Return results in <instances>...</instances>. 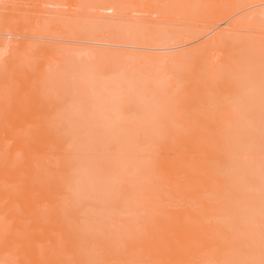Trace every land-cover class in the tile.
I'll list each match as a JSON object with an SVG mask.
<instances>
[{"label":"rangeland","instance_id":"obj_1","mask_svg":"<svg viewBox=\"0 0 264 264\" xmlns=\"http://www.w3.org/2000/svg\"><path fill=\"white\" fill-rule=\"evenodd\" d=\"M126 1L125 0H29V1L28 0H0V21H2L0 22L2 24V25L0 24V27H1L0 30L2 31V32L0 31V34L2 33L1 35L3 36L2 37L0 35V44L2 45V46L0 45V47H3L4 50L6 49L5 46H8V45L14 47L13 50H11L12 48L8 46L5 52H2V53L0 52L1 53L0 56L2 55L0 58V67L2 68L6 67L9 64V66H7L9 69L6 68L7 73L6 72L3 73L2 70L0 72V75L4 74V77L2 75L0 76V206L1 207L3 206L2 212L3 214L5 213L4 215H6V216L4 215L3 216L4 218L6 217V219L8 220V224L0 229V234L2 235L5 234L4 235L5 243L3 242V244H6L7 246L6 248H8V254L12 253V251H15L16 249L18 250L17 255L18 257L20 256L21 257L20 259L16 257V262H17L16 264H63L64 260L66 259L68 260V258L71 256L72 253L77 252V251L81 253V250L83 251L84 249H86L93 242L94 239L103 241V239H106L108 237V233H107L108 231H107V228H106L107 226L105 222H93L92 223L93 225H91L87 229L85 234L83 235L78 234V231H79L78 225L84 213L78 212L77 210L80 209L81 206H85V208L87 209H96L102 204V201L98 198L87 197V199H84L83 201L79 202V204H74V202H72L71 200L67 198L66 191L64 190V187H63V184L68 176V174L65 171L70 170L72 167V163H73V156L70 153L71 151L73 152V150L71 149L74 144L71 146V148H69L70 145H68V149L71 150V151L69 150L70 153L66 151V144L68 142L71 143V142H75L78 140H79L78 142H80V140H84L88 133L81 134L80 131L81 132L82 130L85 131V129L105 130L109 126L108 125L104 127L105 123L115 118H116L115 122H113L114 121L113 120L111 121L112 123H109V124L116 123L117 126L113 125L111 127H108L107 129L111 128L112 130L115 127L120 128L121 125H123L125 128L126 127L130 128L128 127L130 126V124H127L126 121L124 122L123 118L120 117V116H123L124 114L126 115V113L123 114L122 112H124V110H128L129 107H131L132 105H135L132 103V101L134 102L136 101L137 102L136 104H138L139 107L142 106L144 102L143 105L145 107L144 106L141 107V109L143 108V112L138 109L139 111L142 112V113L140 112L141 115H139L138 113H135V111L137 110V106H132L131 111L130 112L127 111L129 112L128 114L132 112L131 116L132 114L133 116L136 115V119L132 117L134 121L139 119L138 121L139 127H137V125L135 126L134 123H137V121H135L134 123H132L134 125L133 126L131 125V129L132 128L133 129H136V128L153 129L154 128V129L159 130L161 128L159 131V138L157 139L156 144L150 146V149L148 150L147 154L148 155L157 154L158 156L162 158H165L166 156H172L174 155V151H172V149L167 147L165 144L168 141L175 140V139L171 138L169 134L165 133L164 129L168 130L167 129L168 125L167 127L163 126L161 123L163 122L162 119L158 121L157 123H155L156 119L159 120L160 117L162 118L161 115L164 114L163 111L165 109L167 110V108L170 109V112H173V113H170V117L172 115L173 119L175 117H179L181 118L180 120H185L183 119V117H181V115L184 114L186 116L185 112L187 111H188L187 112L188 114H191L190 117L192 116L195 117L199 111L204 109V108L201 109V107H205L203 105L194 103V99L196 98V94L198 90L199 89L206 90L215 85V82L212 79L207 78L206 81L203 80V83L193 91L191 89H187L186 86L189 83L188 84L185 83L183 85L179 84L177 85L178 87L176 86V88L173 89L175 87V84H177L178 80L180 79L179 77L182 73L181 66L184 65V64L181 65L180 63V66H178L177 61L179 60V58L185 56L183 54L185 53V51H187V48L190 49V45L193 47V45L197 43H202L201 41L206 40L207 35L210 37L211 35L214 34L216 30L218 31L220 30V28H223V27H227L230 32H233L239 35H244L252 39L255 37L259 39L260 37H263L262 40L264 41V12L262 14V11H264V0H261L262 3H259L260 0H257V4L255 3L256 0L255 1L249 0L250 4H252L253 2L255 3V4L253 3L252 5H249L248 1H247L248 4L245 5L246 0H243L241 2H239L240 0H237L238 6L235 3V0H228V2L227 0L225 1L212 0V1H209L211 2L210 3L211 5L208 4V6L206 5V3L208 2L206 0L205 1L202 0V2L200 1L201 3L199 2V0H182L183 4H185L186 2H189V3H192L193 5L194 3L195 5L197 4L198 5L194 7L193 11L191 10V7L189 6L190 9L188 8L187 12H189L190 10L191 11L188 14L185 10L186 8L185 5L187 4L186 3L184 5L185 8L182 6L184 9L182 8L181 11L179 10L177 12L181 14L180 16L176 14V12L174 11V8L170 10L166 9L168 13L165 11L164 8H162V10L159 9L158 6L160 5L159 3L161 0H155V1L154 0H140V2L137 0H130L128 2ZM146 1H149V4ZM151 1H153L154 3ZM197 1L199 3H197ZM203 1L204 3L206 2L205 4H203L204 6L202 5ZM219 1L223 5L224 4L226 5L225 6H223L222 4L220 5ZM229 2L230 4L228 6ZM240 3H243V4H240ZM153 5L155 9L152 8ZM216 5H218V8H216L218 12L217 14L214 12V16H213L212 13L214 10L216 11L215 9ZM242 5L246 6L245 11L243 8L244 6ZM221 6L223 7L221 8ZM236 8H238L239 10L238 12H236ZM199 9H200V12H199ZM241 9L243 11H241ZM163 10L166 12V14L164 13ZM219 12H224V13L226 12V14L229 12L228 14L229 17L227 15L228 18L226 17V19L220 21L221 23H217V25L215 26L216 23H214V18L218 15ZM231 13L233 14L232 15L233 17L230 16ZM2 16H5V17L2 18ZM147 19H149L148 22H147ZM152 19H153V22L151 21ZM209 20H212V21H209ZM133 21H135V23L136 22L137 23L142 22L143 24L147 23L148 30L149 29L152 30L153 23H155L154 24L155 28L157 24L156 33L162 34V38L163 37L164 38L162 39L159 34L160 36L159 38H157V36L156 37L153 36L154 38L152 40H156V41H150V39L147 36H149V34L153 35V33L151 32L147 33V28H146L147 26L144 27L142 24L141 25L143 27L139 29L140 28L139 26L141 25L137 23L134 24ZM201 21L202 22L204 21L203 25ZM78 22L79 23L82 22V23L79 25ZM150 22L152 24H150ZM6 23H10V25H7ZM209 23L211 24L213 23L212 24L213 30L210 26L211 24L209 25ZM98 24H100V27L101 25L102 27H104L103 30L105 29L100 38H97V37L101 35L100 32L102 30H100V32L98 31L99 33H97V31L95 30ZM205 24L208 25L207 26L208 28L205 26ZM105 25L109 27H106ZM160 25L162 26V28L164 26L171 27L174 25L175 26L174 28H176L177 31L182 30V32L184 31V28H185V31H187V33H189L188 31L193 29L195 26L196 27L198 26L199 28L202 27L201 28L202 30L203 29L207 30V33L203 32L206 35H202V36L201 34L200 35L198 34L197 39L196 37L195 39L193 37L192 40L188 42L189 36L186 35V33L184 32V35L182 34L183 35L182 39L179 41H185V40L186 41L185 43L184 42L180 43L178 42V40L174 39V37L176 36L175 34H177L176 29L173 30L175 32L174 34L171 28H168L169 31L171 32V35H170L171 38L168 41L169 34L164 33L168 29L166 30L164 27L163 28L164 31H163ZM112 26H113V29H112ZM135 26H138V29ZM209 26L211 29L209 28ZM181 27L183 29H180ZM75 28L77 29V33L75 32L73 33V31H76ZM115 28L118 31H116ZM124 29L125 31L121 33V31H123ZM135 29H137L136 32L140 30V32L142 33L141 35L143 36H145V32L141 30L145 29L144 31H146V35H147L146 39H143V37L141 38V35L138 34L139 32L137 33V35L141 39L145 40L146 42L148 41L147 44L146 42L144 43V41L140 43L138 42L139 40L134 41L135 37L137 39L139 38L137 35L136 36L134 35L135 37L132 36L133 37L132 39L130 35L136 32L134 33L132 32V34L129 32L135 31ZM160 29L162 30V32H160L161 31ZM56 30H59L60 32H57ZM95 31H96V34L94 33ZM112 31H116L115 34L114 32L112 33ZM107 32L109 33L111 32V35H109V33L107 34ZM119 32L122 36L124 34L126 35V36L125 35L123 36L124 39L121 37ZM7 33L8 34L11 33V35L12 34L13 35L12 36L10 34L7 35ZM208 33L211 35H209ZM116 34L117 36H114ZM165 34L166 36H164ZM5 35L7 37H4ZM15 35H17V38H15L16 37ZM103 35H105V37H103ZM119 36L122 38L123 41L126 40V42L123 43V45L124 44L125 45L124 46L122 45V47L120 44L123 41H121V43L118 44L117 43L119 42L118 40L116 43L113 40L114 38H117ZM184 36H186V38ZM85 37L88 39V42L85 41L87 40ZM178 37H175V38H178ZM96 38L98 40L102 39L103 42L104 40L108 39L110 41L111 39V43L113 42L114 44L113 43L111 44L110 42H109L110 44L108 42L106 43L104 42V44L100 43L102 44L100 46V44H98L99 41L96 40ZM89 39H90V42H89ZM129 39L133 42V45L130 44ZM165 39H166V42H165ZM9 40H11L10 42H14V43L11 45L10 44L7 45V43H10L8 42ZM128 41H129L128 46H126V43ZM134 43H137V44L139 43L140 45L136 44V46H134ZM142 43L146 45L143 46ZM149 43H152V46L154 43H156L154 44L155 47L154 46L150 47ZM157 43L159 47H156ZM162 43H164V45ZM76 44L77 45L81 44V45L77 46ZM82 44L83 45L85 44V45L83 46ZM167 44L168 46L169 45H172V46L167 47L166 46ZM86 45H88V47H91L92 49L86 48ZM91 45H94V47H96L95 50L93 49L94 47H92ZM162 45L164 48H162ZM81 46L82 48L79 49V47ZM104 46L105 48L101 49ZM73 47L74 49H79V50L74 51L73 49L72 51H69V49L71 50V48ZM117 47H120L121 49L122 48L123 49L121 50L119 48L117 51L116 49ZM8 49L10 50V52ZM67 49L69 52L66 51ZM82 49L84 50L82 51ZM90 49L93 50L92 52L95 51L96 54H94L95 52L92 53ZM138 49H139V52H138ZM173 49L177 51L175 52ZM99 50L101 51L98 52ZM136 50L137 52H135ZM140 50H142L144 53L141 52ZM155 50H157V53L155 55L153 54H150V55L152 57V61L154 59H157V62L154 60L156 66L158 64V67H156L157 68L156 70H158L156 75H154V73L156 72L155 68L148 70L145 68L146 66L144 67V63L142 62L143 60L150 59V61L147 64H149L148 65L149 69L152 68L153 66L151 67V65L154 61L153 62L151 61L150 55L148 58V54H149V51H151L152 53L154 51L155 53ZM166 51L167 53L165 54ZM87 52H88V57H86ZM140 52H141V61H138V59L140 58L139 56ZM146 52L148 53L147 58L145 54ZM178 52H181V53H179L178 55ZM126 53L129 55L130 58L128 57V55L127 56L125 55L126 58L125 56L121 57L123 54H126ZM132 53L133 54L137 53L138 56L135 57L136 54L135 56H133L131 55ZM83 54H84L83 56L84 59L82 60L79 59L81 58L79 56ZM120 54L121 56H119ZM160 54H161V59H159ZM167 54L170 56H168ZM212 54L213 56L215 55L216 57L222 56V55H219V52L217 53L216 51L213 52ZM103 55L104 57L101 58V56ZM171 55L176 56L175 62H174L175 58L173 60V57L171 58V60H167V56H168V59H170ZM260 55L261 54L259 50L258 56ZM68 56L69 58L72 57V59L71 58L69 59ZM73 56L75 57L74 59H73ZM93 56H95L96 59ZM98 56L100 58L97 59ZM164 56L166 58H164ZM177 56H179V58ZM261 57L257 59L258 66L260 64ZM110 58L112 59V61L110 60ZM115 58H118V59H115ZM131 58L133 59L130 60ZM126 59H129V60H126ZM79 60H81V62ZM103 60H105L104 61L105 64L104 62H102ZM164 60H165V63L163 62ZM122 61L124 62V65L129 66L131 64L132 66L130 65V67L134 66L133 67L134 71H132L133 68L132 70H130V67H129V70L125 73L124 69H126L128 66H125L124 68V65H122L123 63ZM83 62L86 65L90 64L91 67L89 69L92 71H88L89 69L85 70L87 67H85V64ZM100 62L103 63L104 65L100 64ZM111 62H113V64L108 66L109 68L107 67L108 68L107 69L106 65L107 64L109 65V63ZM136 64H138L137 66H140L139 64H142L143 66L141 65L139 69V67H136ZM94 65H96V67L93 68ZM97 65L98 66L102 65V66L98 67ZM168 66H170L172 69L169 67V70H168ZM79 69H81V72L79 71ZM83 69L85 71L84 76L86 77L82 79L83 77L82 74H84ZM166 69H167V72H166ZM178 69L180 71V73L178 74L180 75L177 77ZM135 70H137V72ZM138 70L141 73H139ZM153 70L155 72H153ZM170 70L172 73H170ZM151 71L153 72V75H151L152 74ZM160 71L161 73H158ZM183 72H184V69H183ZM86 73L92 77H89L90 79H88V76ZM127 73L128 74L131 73L130 75L133 77V79H135V77L136 79L132 80L131 78L127 77L128 75ZM142 73L144 75V80H143ZM166 73H167L168 79L165 81V83L168 81L167 82L168 84L163 83L164 81H158V79L161 80V76L164 77L165 79ZM125 74L127 75L125 76ZM133 74H135V77ZM146 74L148 75V77H151L152 79L154 78L155 81L157 80L159 82L158 84H160L161 82L163 83L162 87L159 85V87H161V91L165 89L164 93H162L163 97L159 89L156 91L157 89L156 86H155L156 88L155 90L152 89L154 88L153 86L149 87L153 83V81L150 80V78L146 80L145 78L147 76ZM205 74H206L205 77L215 76V74L212 75L210 74V71H207V70H205ZM79 75L82 77H79ZM43 76L45 77L46 82H45V79L44 80L42 79ZM138 76L139 78L141 77V80L138 78ZM2 77L5 80L2 79L3 80L2 81L1 80ZM51 77L52 79L50 80ZM85 78L87 79L85 80ZM7 79H9L8 82H6ZM175 79H178V80L175 81ZM88 80H90V83H91L89 85L85 83ZM120 80H122L121 83L117 82ZM143 83L145 84L143 85ZM147 84L149 85L146 88L145 85ZM168 85L170 86L171 89H173L174 92L171 89H169V91L171 90V92L169 93L166 92V88L168 87ZM180 86L184 90H180ZM150 89H151V93H153L151 98L152 97L155 98L156 96V98L157 99L159 98L158 100L161 101V97H162V101H164L163 103H165V101L166 103L159 105L160 101L158 100L156 101V99H153V98H152L153 103H151L150 102L151 98H149L151 93H149V95L147 94V97L145 96L147 91H149ZM77 90L78 91L80 90V91L78 92ZM67 92H71L70 95ZM133 92L138 95L140 94V96L134 97L133 96L134 94L133 95L131 94ZM143 92H145L144 96L142 94ZM172 92H173L172 98L165 100V98L171 97ZM82 95L83 96L85 95L86 98L83 97ZM132 96L133 98H135L134 100L132 99ZM174 98L176 100H174ZM147 99L148 100L150 99V101H148ZM93 100L94 102H92ZM87 101L89 102L86 103ZM176 102L177 104L181 103L182 106H180L181 104H178V105L180 108L185 107L184 108L185 111L184 109H178V106H177L176 108L178 112L177 113L174 112L175 110L173 111V109L175 107L174 104ZM155 103L157 104L159 103L158 104L159 107L154 106L156 105ZM216 107L220 108L221 106L215 105L214 108ZM82 108L84 109V111L81 110ZM132 108L135 111H132L133 110ZM154 109L155 111H153ZM161 109H163V111ZM169 109L167 110L168 112H169ZM179 110H182V111L179 112ZM196 110H197V113H196ZM88 111L90 113V116H89V113H86ZM149 111L150 113L154 114L155 116L153 117L154 119L151 117L150 118L147 117L150 114ZM100 112L104 114L100 115ZM202 112L204 114V110H202ZM85 113L86 115H83ZM215 114L213 112L211 113V115L209 114L210 118L212 120L214 119V122H215L214 125H216V122L218 123L219 118L221 117V115H219L217 111H215ZM67 115L69 117H66ZM71 115L73 116V118L68 119L72 117ZM80 115L81 117L84 116L85 118L84 117L81 118ZM142 116H144V119L142 118ZM79 117L82 119V121L85 119L86 120L84 122L82 121L79 122L81 120ZM64 118L70 120L71 124L68 125L69 127L74 128L75 126V129H76L75 137L80 136V137H77V139L74 141L70 140L72 139V135L74 133L68 132L66 128L67 125H65L64 123L65 121ZM163 118H164V115H163ZM216 118H218L217 121H216ZM140 119L141 121L143 120L144 122L147 121L149 125H146L147 123H143V121L141 125ZM173 119H172V122H170L171 125L173 124ZM88 120L89 122L87 123L86 121ZM176 120L179 124L180 120H178V118L177 119L175 118L174 119L175 123H177ZM205 120L206 122L208 121L210 122L208 117L205 118ZM91 121H95V122H91ZM165 122H166V119H165ZM195 122L196 121H194V124ZM90 123L92 124L90 125ZM100 123L101 124L103 123V124L101 125ZM118 123L120 124V126H118L119 125ZM175 123L173 124V127L176 126ZM180 123L182 125L181 127L185 128L183 127V121ZM79 124L81 125L84 124V125L79 126ZM186 124H187V121L186 123L184 122V125ZM194 124L190 122L189 129L184 131V133L182 134L187 135L189 133L188 132L189 130L191 131V130H194L195 128L197 129V127H200L202 125V124L201 125L200 124L194 125ZM210 124H213V123H210ZM72 125L74 126L72 127ZM87 126L88 127L93 126L92 127L93 129L91 127L88 128ZM202 126L205 127L204 124ZM193 127L195 128L193 129ZM169 128L171 129V126ZM178 128H180V126H178ZM182 128L178 130H181ZM173 129L177 130L175 128ZM101 133H98V134H101ZM140 136L142 137L143 135H140ZM98 137H100L102 141L105 142L104 141L105 139L103 138L107 136L106 134H102ZM109 144L103 143V146L106 147ZM111 144H114V143H111ZM110 147H112V145L107 146L108 149H110ZM92 150H93V146H92ZM92 150L89 148L88 151L83 152L85 154L83 153L82 154L84 155V157H86L85 155L89 157L95 153ZM74 152L76 153L78 151H74ZM79 154H80V151H79ZM162 178L166 180L169 178V175L164 174L162 175ZM59 201H63L62 206L61 207L59 206L60 208L58 207ZM115 204L118 205V202ZM166 211L167 209L164 206L159 205L155 207L154 209H152L151 214L157 215L159 217H163V216H167ZM7 216H10V217H7ZM181 220L186 222L185 227L190 229L188 232H185L184 234L187 236V240L189 241V244L187 245H189L190 248L194 247L193 249H196L195 244L200 234H206L209 231V228L205 227V231H204L205 233H203V231H201V233L200 231L199 232L192 231L193 230L192 226L195 225L196 220L190 218L188 215L186 216L184 213H179L172 219H168L167 223L172 225V224L178 223ZM108 225L112 226L113 224L110 223ZM178 240L179 239H174V241L171 240L172 242H167V241L158 242L157 251L160 254V258L158 260H151L150 264H183V260L185 259V255H186V254H183V252L186 253L185 250L188 249L189 251L190 248L186 246L185 247L186 249H183V252H182V250L180 249L182 248L181 242H179ZM94 242H99V241H94ZM177 242H179L178 247L181 246L179 248L180 249L179 252L176 250ZM107 245H109L107 242L99 243L100 248H105V246ZM92 253L94 254V256H99L100 254H102L101 250L99 249L92 251ZM189 259L190 258H188V260ZM188 263L185 261L184 264H188ZM190 264H193L192 258L190 259Z\"/></svg>","mask_w":264,"mask_h":264},{"label":"bare ground","instance_id":"obj_2","mask_svg":"<svg viewBox=\"0 0 264 264\" xmlns=\"http://www.w3.org/2000/svg\"><path fill=\"white\" fill-rule=\"evenodd\" d=\"M128 1H130V0H127L126 2H128ZM137 1L140 2V0H137ZM200 1L202 2V0H199V2ZM204 1H203L202 5L206 3V2L204 3ZM206 1H208L206 3L207 6H208V4L211 5L210 4L211 2H209V1H212V0H206ZM223 1H225V0H223ZM241 1H243V0H240L239 2H241ZM247 1H248L249 5H252L254 3L252 1L253 3L250 4L249 0H246L245 5L248 4ZM142 2H144V1H142ZM146 2L149 4V1H146ZM151 2H153V1H151ZM199 2L197 1V3H199ZM227 2H228V0H227ZM186 3L188 4V6ZM186 3H185L186 5L183 4L182 0H161L159 3L160 4L159 6H161V7L158 6V8L161 10H162V8H164L165 11H166V9L170 10V9L174 8V11L176 12V14H178L180 16L181 14H179L177 12L179 10L181 11L182 8L184 7V5L186 7V8L184 7L186 12H187V9L189 8V6L191 7V10L193 11L194 7L198 5V4L195 5V3H194V5L192 3H189V2H186ZM219 3H220V1H219ZM235 3L236 4L238 3L237 0H235ZM255 3L257 4V0ZM259 3H262L261 0ZM221 4L222 3H220V5ZM229 4H230V2L228 3V6H229ZM240 4H243V3H240ZM225 5L226 4H224L223 6H225ZM249 5H248V7H249ZM223 6H221V8ZM237 6H238V4H237ZM242 6H244V5H242ZM234 7H235V5H234ZM245 7L246 6L243 7L244 11L246 9ZM152 8L155 9L154 5ZM216 8H218V5H216L215 9ZM165 11H164V13L166 14L167 11L166 12ZM208 11H210V10H208ZM238 11H239L238 8H236V12H238ZM241 11H243V10L241 9ZM256 11H258V10H256ZM189 12H187V13L189 14ZM199 12H200V9H199ZM214 12L217 14L218 10L216 9V11L215 10L213 11V13H212L213 16H214ZM263 12L264 11H262V14H263ZM254 13H255V11H254ZM228 14H229V12L227 14H226V12L225 13L219 12L218 15L214 18V23H216L215 26L217 25V23H221L220 21L226 19ZM232 15L233 14L231 13L230 16L233 17ZM3 17H5V16H2V18ZM228 17H229V15H228ZM148 21H149V19H147V22ZM151 21L153 22V19ZM209 21H212V20H209ZM0 22H2V21H0ZM57 22H59V21H57ZM203 22H202V25H203ZM81 23L78 22L79 25ZM133 23L136 24L137 22L135 23V21H133ZM6 24L10 25V23H6ZM137 24H140V25L142 24L144 27H146L148 25L147 23L143 24L142 22L141 23L139 22ZM150 24H152V23L150 22ZM154 24L155 23L152 24V30L151 29L148 30V26L146 27L147 33L151 32V33H153V35L149 34V36H147L146 31H144L145 29H142L141 31L145 32V36H143V35H141L142 33L140 32V30L136 32V30L138 29V26H135L137 29H135V31H131L129 33H131V34H132V32L133 33L136 32V33H134L130 36L131 37L134 35L136 36L137 33L139 32L138 34L141 35V38L143 37V39H146V36H147L150 39V41H156V40H152L156 36H157V38H159L160 36L162 38V34L159 33L160 34V36H159V34L156 33L157 24H156V28H155ZM210 24L211 23H209V25ZM212 24L210 26L213 30ZM98 25L96 28L95 27L94 28L97 31V33H99L100 30H102L100 32L101 35H99L97 37V38H100L105 29L103 30L104 27H102V25H101V27H100V24H98ZM130 25H131V23H130ZM142 25L139 26L140 27L139 29H141V27H143ZM199 26H200V24H199ZM205 26L207 27L208 25L205 24ZM210 26H209V28H210ZM11 27H12V25H11ZM106 27H109V26H106ZM160 27H161V29H163L165 27L166 30L168 28H171L172 31L176 29V28H174L175 27L174 25L171 27L164 26L163 28L160 25ZM94 28H93V30H94ZM194 28L191 29L190 31H188L189 33H187V31H185V28H184L183 32H182V30L177 31V29H176V33L178 35L175 34V32L173 31V33L176 35V36L175 35L174 36L175 37L179 36V37L178 38H175L174 36L173 37L175 40H178V42H180V43L184 42L185 43L186 40L185 41H179L182 39L184 32L186 33V35L189 36L188 42L191 41L193 37H194V39H195V37L197 39L198 34L199 35L201 34V36H202V35H206L204 33H207V30L201 29L202 27L199 28L197 26L195 29ZM207 28H205V29H207ZM112 29H113V26H112ZM180 29H183V28L181 27ZM115 30H116V28H115ZM128 30H129V28H128ZM56 31L60 32L59 30H56ZM96 31L94 32L95 34H96ZM116 31H118V30H116ZM116 31H112V33L114 32V34H115ZM124 31H125V29L123 31H121V33ZM163 31H164V29H163ZM168 31H169V29L167 31H165L164 33L169 34V36H168L169 37L168 41H169L171 38L170 37L171 32L169 31V33H168ZM74 32L77 33V29H76V31H73V33ZM160 32H162V30ZM108 33L109 32H107V34ZM125 33H127V32H125ZM4 34H6V33H4ZM9 34L11 35V33H9ZM9 34L7 33V35H9ZM95 34H93V35H95ZM119 34H120V32H119ZM155 34H157V35H155ZM166 34L164 36H166ZM109 35H111V32L109 33ZM209 35H211V34H209ZM15 36H16L15 38H17V35H15ZM89 36H91V35H89ZM106 36H108V35H106ZM114 36H117V34ZM123 36L121 35V37L124 39ZM207 36H206V40L201 41L202 43H197V44L193 45V47L190 45V49L187 48V51H185V53L183 52L184 54L182 53L183 55H185L184 57L179 58V56H177L179 58V60L177 61L178 66H180V63H181V65L182 64H184V65L181 66V70H182L181 75L178 74V73H180L179 69L177 72V74H178L177 77L180 75L179 78L181 80L175 79V81L178 80V82H177V84H175V87L173 88V89H175L176 86L179 84L183 85L185 83L186 84L189 83L186 87H187V89H191L193 91L203 83V80L206 81L207 78L212 79L215 82V85L209 89H206V90H200L199 89L197 94H196V98L194 99V103L205 106V107L200 106L201 109L204 108V109H202V110H204V114H203L202 110L199 111L197 109L199 112L197 113V110H196L197 114L195 117L194 116L190 117L191 114H188L187 113L188 111L185 112L186 116L184 114L181 115V117H183V119H185V120H180L181 118L175 117L176 119L178 118V120H180V122L183 121V127H185L186 128L185 129V128L181 127L182 125L180 122L178 124L177 120H176L177 123H175V121H174L175 118L173 119L172 115H171L172 118L170 117V113H173V112H170L169 108H167V110L169 109V112L166 109L163 111V109H164L163 108L161 110L164 113V114L162 113L164 115V118H163V115H161L162 118L159 116L160 119L158 117L159 120L156 119V122H155V123H157L158 121H160L162 119V121H163V122H161L162 125L166 126V127L168 125V127H167L168 130L164 129V131H165V133L169 134L171 138H173L175 140L168 141L165 145L167 147L171 148L172 151H174V155L166 156L165 158H162V157L158 156L157 154H150V155L147 154L148 150L150 149V146L156 144L157 139L159 138V131L161 128L159 130L154 129L153 127H152L153 129H148V128H145V129H143V128L142 129H139V128L133 129L132 128L131 129V125L133 126L134 124H135V126L137 125V127H139V124H138L139 119L135 120V121H137V123H134L135 122L134 119H136V115L133 116V114H132V116H131L132 112L130 114H128L131 111V107L137 106V110L135 111L133 109L134 108L133 107L132 111H135V113H138L139 115H141L140 114L141 111L143 112V108L141 109V107L144 106L143 105L144 102H143L142 106L139 107L138 104H136L137 103L136 101L135 102L132 101V103L135 105L131 106V104H130V106H131V107H129L130 110L129 109L124 110V112H122L123 114L124 113H126V115L128 114L127 116L130 115L131 117L130 116L127 117L125 114L123 116H120L121 118H123L124 122L126 121L127 124H130V126H128L130 128H127V127L125 128L123 125L120 126V124L118 123L119 124L118 126H120V128L115 127L112 130H111V128L107 129L108 127L116 125V123L115 124H109V123H112L111 121H113V120H114L113 122H115L116 118L113 117L115 119H111V121L105 123L104 127L109 125L106 129L104 128L105 130H102V129H100V130L99 129H97V130L85 129V131L82 130V132L80 131L81 134L82 133L83 134L88 133L84 140H80V142H78L79 140L75 141V142H71V143L68 142L66 144V151H68V152L70 150V149H68V145H70L69 148H71V146L74 144L72 146V149H71V150H73V152L71 150H70L71 153L69 152L73 156L72 167L70 170L65 171L68 174V176H67V178L63 184L64 190L66 191L67 198L69 200H71L72 202H74V204H79V202L83 201L84 199H87V197L98 198L102 201V204L96 209H87V208H85V206H81V208L77 210L78 212L84 213L83 216L81 217V221L78 225V229H79L78 234H80V235L85 234L87 229L91 225H93L92 224L93 222H105L106 226H107L106 228L108 231L107 232L108 237L106 239H103V241L98 240V239H94L93 242L86 249H84L83 251L81 250V253H79L78 251L72 253L71 256L68 258V260L67 259L64 260L65 263L63 262V264H150L151 260H158L160 258V254L157 251L158 242H160V241L172 242V241H174V239H179L178 241L181 242V246H182V248H180L181 246L179 244L180 247H178L179 242H177L176 243V245H177L176 250L179 252V250L181 249L183 252V249H186L185 248L186 246L189 247V245H187V244H189V241L187 240V236L184 234H185V232H188L190 229L185 227L186 222H184L182 220L179 221L178 223L172 224V225L167 223L168 219H172L173 217H175L179 213H184L186 216L188 215L190 218L196 220L195 225L192 226V229H193L192 231H195V232L200 231V233H201V231H203V233H205L204 232L205 227L209 228V231L206 234H200V236L197 239L196 244H195L196 249H193L194 247L191 246L192 248L189 247L190 248L189 251L187 249V250H185L186 253L183 252V254H186L185 259L183 260V264L185 263V261L187 263L189 261L188 264H190L191 258L193 260V264H264V66H263L264 65V57H263V55H264V41L262 40L263 37H260V39L255 37L252 39V38L244 36V35L235 34L233 32H230L227 27L220 28V30H218V31L216 30L214 32V34L211 35L210 37L209 36L207 37ZM4 37H7V36L5 35ZM103 37H105V35H103ZM121 37L119 36V37H117L118 39L114 38L113 40L115 41V43L118 40L119 42H117V43L119 44V43H121V41H123ZM184 37L186 38V36H184ZM97 38H96V40H98ZM141 38L139 37L137 39L135 37V39H137V40L134 39V41L139 40L138 41L139 43L142 41H144V43H145L146 41L141 39ZM132 39H133V37H132ZM258 39H259V41L260 40L261 41L259 42ZM83 40H84V38H83ZM10 41L11 40H9L8 42H10ZM85 41L88 42V39ZM91 41H92V39H91ZM95 41H94V43H95ZM98 41H99L98 44H100V43L104 44V42L105 43L106 42L111 43V39H110V41L108 39L104 40V42L102 41V39L98 40ZM89 42H90V39H89ZM125 42H126V40L120 44L121 47H122L123 43H125ZM147 42H146V44H147ZM165 42H166V39H165ZM13 43L14 42H10V43H7V45L8 44L11 45ZM128 43H129V41L126 43V46H128ZM139 43L138 44L134 43V46H136V44L140 45ZM96 44H97V42H96ZM130 44L133 45V42L131 40H130ZM146 44H143V46ZM154 44H156V43H154ZM154 44H153V46L155 47ZM162 44L164 45V43H162ZM101 45L102 44H100V46ZM105 45H107V44H105ZM163 45H162V48H164ZM8 46H5V48L7 49ZM91 46L94 47V45H91ZM149 46L153 47L152 43H149ZM166 46L170 47L172 45L168 46V44H167ZM9 47L12 48L11 50H13V48H14L12 46H9ZM156 47H159L158 43H157ZM80 48H82V46L79 47V49ZM86 48L89 49L91 47H88V45H86ZM95 48L96 47H94L93 49L95 50ZM104 48H105V46L102 47L101 49H104ZM109 48H111V47H109ZM119 48L120 47L116 48L117 51ZM0 49H1L0 50L1 53L5 52V50H6V49L4 50L3 47H0ZM73 49H74V47L71 48V50L69 49V51H72ZM79 49H74V51H76V50L78 51ZM91 49H90V51L92 52L93 50H91ZM83 50L84 49H82V51ZM129 50H131V49H129ZM173 50L175 51V49H173ZM197 50H199V51H197ZM259 50H260V54H261L260 56H258ZM66 51H68V49ZM100 51L101 50H99L98 52H100ZM140 51L143 52L142 50H140ZM215 51L217 53L219 52V55H222V56L216 57L214 55L215 56L214 57L212 53ZM9 52H10V50H9ZM88 52L86 53V57H88ZM94 52H92V53H94ZM98 52H97V54H98ZM135 52H137V50ZM138 52H139V49H138ZM141 52L139 54L140 60L138 59V61H141ZM150 52L151 51H149V54L147 52L145 53L146 58H147V54H148V58H149L150 54L155 55L157 53V50H155V53H154V51H153V53L152 52L150 53ZM130 53H131V51H130ZM133 53L131 55L135 56V54H136L135 57L138 56L137 53H135V54H133ZM166 53H167V51L165 52V54ZM179 53H181V52H178V55H179ZM70 54H72V53H70ZM84 54L81 56L78 55L79 57H81L79 59H81V60L84 59L83 58ZM94 54H96V52ZM125 55L127 56L128 54L126 53V54H123L122 56L120 54L119 56L124 57ZM1 56H0V58H1ZM119 56H118V58H119ZM126 56H125V58H126ZM168 56H170V55H168ZM168 56H167V60H171V58L173 57V60L175 58L174 62L176 61L175 55L174 56L171 55L170 59H168ZM93 57L95 58V56H93ZM103 57H104V55L101 56V58H103ZM110 57H112V56H110ZM128 57H129V55H128ZM150 57H151V55H150ZM260 57H261L262 62L260 61V64L258 66V63H257L258 60L257 59ZM68 58H69V56H68ZM70 58L72 59V57H70ZM74 58L75 57L73 56V59ZM98 58H100V57L98 56L97 59ZM118 58H115V59H118ZM164 58H166V57L164 56ZM113 59H114V57H113ZM132 59L133 58H131L130 60H132ZM159 59H161V54H160ZM4 60H5V58H4ZM81 60H79V61L81 62ZM110 60L112 61L111 58H110ZM126 60H129V59H126ZM154 60L157 62V59H154ZM91 61H92V59H91ZM104 61L105 60H103L102 62H104ZM149 61H150V59L142 61L144 63V67L146 66L145 68L148 70H151L154 68L156 70L157 69L156 67H158V64L156 66L155 61L153 62L152 57H151V61L153 62L151 67L152 66L153 67L149 69V66H148L149 64H147ZM108 62H109V60H108ZM108 62H106V63H108ZM163 62L165 63V60ZM8 63H9V61H8ZM129 63H130V61H129ZM134 63H135V61H134ZM100 64L104 65L105 62H104V64L100 62ZM112 64H113V62L109 63V65L107 64L106 68ZM142 64H139V65L141 66ZM102 65H100V66H102ZM122 65H124V62L122 63ZM130 65L129 66L124 65V68H125V66H128L126 68L127 70L124 69L125 73L129 70ZM137 65L138 64H136V67H139V69H140V66H137ZM7 66H9V64ZM7 66L3 67V68L0 67V72L2 70V72L5 73L7 71L6 68H8ZM100 66H98V67H100ZM85 67H87L85 69V70H87L91 66H90V64L89 65L85 64ZM94 67H96V65H94L93 68ZM133 67H130V70H132ZM169 67L170 66H168V70H169ZM81 69H79L80 72H81ZM141 69H143V68H141ZM183 69H184V72H183ZM205 70L210 71V74H212V75L215 74V76L214 77H205L206 76ZM83 71H84V69H83ZM88 71H92V70L89 69ZM132 71H134V68ZM132 71H131V73H132ZM135 71L137 72V70H135ZM157 71L158 70H156V72H155L153 70V72H155L154 75L157 74ZM49 72H50V70H49ZM145 72H147V71H145ZM153 72L151 75H153ZM166 72H167V69H166ZM83 73H84V74H82L83 77L79 75V77H82V79L84 77H86V76H84L85 71ZM139 73H141V72L139 71ZM158 73H161V71ZM170 73H172L171 70H170ZM127 74H125V76ZM130 74H128L127 77L131 78L132 80H135L136 79L135 74H133L135 79H133V77ZM142 75H143V73H142ZM2 76L4 77V74ZM87 76H88V79H90L89 77H92L88 74H87ZM139 76H138V78H139ZM3 77L1 78V80L3 79ZM15 77H16V75H15ZM43 77H42V79L44 80L45 77L44 78ZM145 78H146V80L148 78H150V80L153 81V83L150 81L153 85L151 84L149 87L153 86L154 87V88H152L153 90H155L157 88L156 91L158 89L161 91V87H162L163 83H165V81L168 79L167 73H166L165 79L162 76H161V80L157 78L158 81H164L163 83L161 82L160 84H158L159 82L157 80H156L157 81V83H156L155 79L148 77V75ZM51 79H52V77L50 78V80ZM86 79L87 78H85V80ZM139 79L141 80V77ZM3 80H5V79H3ZM8 80L9 79H7L6 82H8ZM143 80H144V75H143ZM175 81H174V83H175ZM45 82H46V79H45ZM91 82H93V81H91ZM117 82L121 83L122 80L117 81ZM85 83L87 85L91 84L90 80H88ZM141 83H142V81H141ZM144 84L145 83H143V85ZM224 84L225 85L227 84V85L225 86ZM148 85L149 84L145 85V87L147 88ZM159 85L161 87H159ZM155 86H156V88H155ZM168 87L166 88V92L169 93V92H171V90L173 91V89H171L169 85H168ZM167 89H168V91H167ZM169 89H171V90L169 91ZM164 90L161 91L160 93L161 94L164 93ZM180 90H184V89H182L180 86ZM173 92L171 94V97H168V98L164 97L165 100L172 98ZM182 92H184V91H182ZM182 92H180V93H182ZM67 93L70 95L71 92H67ZM144 93L145 92L142 93L143 96H144ZM149 93H151V89L149 91H147L145 96L147 97V94L149 95ZM131 94L132 95L134 94L133 95L134 97L140 96V94L138 95L134 92ZM152 94L153 93H151L149 98H151ZM154 94H156V93H154ZM69 95H67V96H69ZM85 95L84 96L82 95V96L85 97ZM71 96H72V94H71ZM71 96H69V97H71ZM133 96H132V99L134 100L135 98H133ZM162 97H163V94H162ZM162 97H161V101L158 100L159 98L157 99L156 96H155V98H153V97L152 98L156 99V101L157 100L160 101L159 102L160 104L159 103L158 104L162 105V104L166 103V101H165V103H163L164 101H162ZM152 98H151V101H150V99L149 100L147 99V100L150 101L151 103H153ZM144 100H145V98H144ZM171 100H173V99H171ZM174 100H176V99L174 98ZM89 101H87L86 103H88ZM92 102H94V100ZM138 102H140V101H138ZM150 102H149V104H150ZM147 104H148V102H147ZM155 104L156 105H154V106L159 107V105L157 103H155ZM178 104H181V103H178ZM178 104H177V102L174 104L175 107H174L173 111L175 110L174 112H176V113L178 112V110L176 108L177 106H178V109H184L185 108V107L180 108ZM215 105L221 106V107L220 108H218V107L214 108ZM150 106H151V104H150ZM180 106H182V104ZM138 109L141 111H139ZM81 110L84 111L83 108ZM205 110H206V112H205ZM127 111H129V112H127ZM150 111H149V113H150ZM153 111H155V109ZM181 111L182 110H179V112H181ZM184 111H185V109H184ZM215 111H217L219 113V115H221L220 118L218 117L219 121H218V123L216 122V125H214L215 124L214 119L212 120L209 116V114L211 115L212 112L215 114ZM74 112H72V113H74ZM80 112H82V111H80ZM86 113H89V111ZM86 113L83 115H86ZM199 113H200V115H199ZM102 114H104V113L100 112V115H102ZM145 114H144V116H145ZM152 114L153 113H150L147 117H149V118L155 117L154 114H153V116H152ZM156 114H157V112H156ZM165 114H167V115H165ZM89 116H90V113H89ZM144 116H142L143 119H144ZM206 116L208 117L210 122L209 121L206 122V120H205V118H207ZM62 117H63V115H62ZM66 117H69V116L67 115ZM80 117H81V115H80ZM83 117H81V118H83ZM125 117H126V119H125ZM65 118H64V120H65L64 123H65V125H67L66 128H67L68 132L74 133L72 135V139H70V140L74 141L77 139V137H80V136L75 137L76 129H75L74 125H72V127L74 126V128H71L68 126L71 124L70 120H68V119L73 118V116L68 118V119H65ZM127 118H129V119H127ZM156 118H157V116H156ZM170 118H171V120H170ZM213 118H215V117H213ZM218 118H216V121ZM165 119H166V122H165ZM172 119H173V124L174 123L176 124V126H174V127H173V124L172 125L170 124V122H172ZM85 120L82 121V119H81L79 122H81V121L84 122ZM95 121H96V119H95ZM95 121H91V122H95ZM142 121L140 119L141 125H142ZM186 121H187L186 125H188V126L184 125V122L186 123ZM194 121H196L197 123L195 122V124H194ZM86 122L88 123L89 120ZM164 122L167 124H165ZM190 122H192L194 125H196V124L197 125H199V124L203 125L204 124L205 127H203L202 125L200 127H197V129L195 127H193V129L194 128L195 129L191 130V131L189 130L188 131L189 133L187 135L182 134V133H184V131L189 129ZM132 123H134V124H132ZM143 123H147L146 125H149L147 121L146 122L143 121ZM210 123H213V124H210ZM91 124L92 123H90V125ZM80 125L81 124H79V126ZM82 125H84V124H82ZM169 125L171 126V129L169 128L170 127ZM93 126H90V127L92 128ZM178 126H180V128H182V129L178 130V129H180V128H178ZM90 127H88V128H90ZM123 127H124V129H123ZM143 127H144V125H143ZM173 128H175L177 130H174ZM79 129H77V130H79ZM103 132H105V133H103ZM98 133H101V134H98ZM102 134H106V136H107V137L103 138V139H105L104 140L105 142H103L102 139L100 137H98ZM139 134L143 135V136L141 137ZM110 142L114 143V144H111ZM103 143L104 144L110 143L109 145H112V147H110V149H108L107 146H109V145L104 147ZM92 146H93V150H92ZM89 148L95 153L89 157L87 155H85L86 157H84L83 154H85V153H83V152L88 151ZM74 151H78V152H76L78 154H76ZM79 151H80V154H79ZM164 174H168L169 178L164 180L162 178V175H164ZM117 202H118V205L115 204ZM58 204H59L58 207L59 206L61 207L63 204V201H59ZM159 205L164 206L167 209V211H166L167 216L159 217L157 215L151 214L152 209H154L155 207H157ZM2 209H3V206L2 207L0 206V229L8 224V220L6 219V217L4 218V216H6V215H4L5 213L3 214ZM7 217H10V216H7ZM110 223H112L113 225L112 226L108 225ZM4 235L0 234V239H1L0 243L2 244V245L0 244V264H16L17 263L16 257H18V255H17L18 250L14 249L15 251H12V253L8 254V248H6L7 247L6 244H3V242L5 243ZM94 241H99V242H94ZM100 242H107L109 245L105 246V248H100L99 247ZM96 249L101 250L102 254H100L99 256H94L92 251H94ZM20 257H18V258L20 259ZM18 258H17V260H18ZM188 258H190V259L188 260Z\"/></svg>","mask_w":264,"mask_h":264}]
</instances>
